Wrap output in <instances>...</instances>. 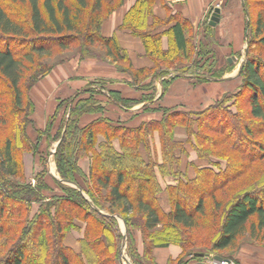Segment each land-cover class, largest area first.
<instances>
[{"label": "trees", "instance_id": "trees-1", "mask_svg": "<svg viewBox=\"0 0 264 264\" xmlns=\"http://www.w3.org/2000/svg\"><path fill=\"white\" fill-rule=\"evenodd\" d=\"M11 1L20 2L26 10L0 0V264H120V242L125 235L126 251L134 264H158L152 254L154 248L170 243L178 244L182 251L165 264H187L207 253L227 258L223 251L236 250L239 236L247 229L251 237H264V167L260 166L264 163V56L252 53L253 47L264 51V0H244L249 22L247 52L236 90L200 110L158 106L163 112L161 118L136 126L105 116L81 125L83 114L102 111L103 107L95 91L84 96L81 94L86 90H80L58 101L44 129L34 127L29 91L65 60L49 62L44 57L76 45L82 58L92 55L114 63L132 76L137 87L148 91L142 97L147 109L146 105L154 102L159 76L171 67L189 74L179 66L183 62L187 67L196 66L192 57L194 25L176 13L161 20L153 13L155 0H135L121 27L140 37L145 53L154 62L151 68H135L116 36L101 32L103 21L124 0ZM103 3H113L105 14ZM170 21L174 23L166 31L155 32L156 27ZM203 27L211 35V25L206 22ZM164 33L168 36L166 48L162 46ZM95 44L100 49L95 50ZM203 50L202 54L209 52ZM207 66L201 73L189 75L198 80H208L206 76L220 79L230 68ZM142 75L150 79L145 85L138 83L144 79ZM168 82L162 78L159 98ZM110 97L125 108L141 100L121 98L115 91ZM230 98H234V111L225 107ZM178 126L185 128L186 142L199 157H221L226 160L225 167L219 171L197 167L194 177L181 175L173 166L179 161L175 151L184 148V143L174 138ZM155 131L163 157L159 170L177 178L175 184L166 187L168 209L160 202L162 187L156 162L151 155L145 159L140 153L141 146L149 149V136ZM99 134L103 135L100 141ZM43 135L48 141L61 137L53 152L59 178L48 176L46 153L39 151ZM242 139L246 145L241 144ZM25 152H33L42 160L35 184L25 175ZM82 154L90 156L88 174L78 164ZM251 172H255L253 177H249ZM47 189L53 194L46 201ZM34 201L39 207L31 215ZM118 217L125 222L126 234L120 230ZM74 218L86 223L79 251L63 241L76 227ZM137 230L143 241L141 254ZM234 263L241 264L237 260Z\"/></svg>", "mask_w": 264, "mask_h": 264}, {"label": "crops", "instance_id": "crops-1", "mask_svg": "<svg viewBox=\"0 0 264 264\" xmlns=\"http://www.w3.org/2000/svg\"><path fill=\"white\" fill-rule=\"evenodd\" d=\"M134 2L135 0H124L103 21L101 32L104 36H116L121 47L127 51L135 68H151L154 66V62L145 53V48L140 37L133 35L130 29L121 27L124 15ZM217 7L219 8V19L212 25L209 23L210 17ZM153 13L161 20H164L169 14L176 13L188 19L194 25V32L197 31L198 27L208 22L212 27L211 35L207 36L206 33L205 35L203 33L199 35V38L200 40L209 38L207 39L211 43L209 47L217 55L218 64H223L225 61L229 62L230 71L222 76L228 78L198 80L189 74H177L175 77L168 78V85L161 98H159L161 91L158 92V88L160 86L163 87L160 85L162 79L159 82L157 80V93L154 96L155 98H153L154 102L148 103L146 105L148 108L145 109L144 104L147 101L142 100L141 97L148 91L137 87L128 73L119 71L113 63L106 60H99L95 57H85L82 59L76 56L66 60L64 63L55 65L48 74L42 76L30 89L29 96L34 105L32 112L34 127L44 129L50 115L54 113L58 101L62 98L70 97L80 90H86L81 94L84 96L89 94L90 90L95 91L94 95L100 100L103 107L102 111L83 114L80 118L81 125H85L99 116H105L109 119L126 121L130 126H136L144 121L161 118L163 112L157 108L158 106L167 108L175 107L186 111L200 110L222 97L225 93L236 90L240 84L237 71L242 61L238 60V54H242L241 52L244 48L243 41L244 39L246 40L245 35L247 30V17L242 0H155ZM151 21L152 18L150 17L149 22ZM173 23V21L164 23L156 27L155 32H164ZM210 43L204 42V44ZM162 46L164 48L168 46V36L166 33L162 35ZM92 82H101L103 86H93L91 85ZM98 90L99 92H96ZM112 91L117 92L124 99L141 100L125 108L110 97V92ZM51 130L52 135L55 130V124ZM30 131L36 137L34 129L31 128ZM174 138L184 143L183 149H177L175 151L179 157V161L173 165L175 169H179L181 175L184 174L192 178L195 175V169L197 167L209 166L206 164L207 160L199 157L192 145L186 142L187 133L184 127L178 126L175 128ZM102 139L103 135L99 134L97 140L100 141ZM56 142L53 139L48 141L47 135H43L40 138L39 151L46 153L45 167L48 176L59 178L54 155L51 154V150L55 147ZM114 146L116 149H119L117 141H114ZM140 153L145 159H149V155H151L153 161L156 162L154 166L155 172L157 180L162 187L159 198L166 209L170 208L166 187L175 184L177 178L172 174H162L159 170L158 165L162 163L163 157L157 131L149 136V149L146 150L141 146ZM83 158L85 159L86 156H81L78 159V164L82 171L88 174L90 158L86 167L82 164L83 160L81 159ZM23 162L25 175L28 180L29 178H34L36 173L43 167L42 160L33 152H25L23 154ZM29 167L33 169L32 172L29 169L30 173L27 174V168ZM38 207V203L34 202L32 204L31 215L37 212ZM120 219L121 217H118L119 221ZM85 225L83 223L80 232L76 230L69 231L64 237V244L75 251H79L80 239L84 234ZM122 227L124 230V226ZM122 227H120L121 230ZM136 244L141 254L143 251V241L139 230L136 232ZM245 248L248 247L240 248L238 258L236 257V259L242 264H249L241 257ZM181 251L182 249L178 244L170 243L167 246L155 247L152 254L158 264H165L169 259L176 258ZM120 255L123 254L121 253ZM214 255L208 253L203 255L199 261L190 259L187 264H216ZM262 255L263 253L259 257H262Z\"/></svg>", "mask_w": 264, "mask_h": 264}, {"label": "rangeland", "instance_id": "rangeland-1", "mask_svg": "<svg viewBox=\"0 0 264 264\" xmlns=\"http://www.w3.org/2000/svg\"><path fill=\"white\" fill-rule=\"evenodd\" d=\"M4 2L5 3H9V4L10 3H16V5H19L22 8L21 10H23V12H25V10H26V8H23L22 5L19 4L20 2H18V1H15L14 2V1H11V0H4ZM103 4H104V6H103V9H102V14H105V12L109 9V6H111L113 3H103ZM254 7L257 8V3L254 5ZM203 33H204V35L206 33V31L204 30L203 25H201L200 27H198L196 32H193V36H194V38H193V46H194V49H193L192 57H195L194 59L196 61V64H195L196 66H189V67H187V62H183L182 65L180 64L179 66L186 68L189 71L188 72L189 74H192L194 72L201 73L202 72L201 69L203 67H208L207 65H209V64H212L213 66L216 65V66L222 67V68H224V66H225V68H226V66L230 67L228 61H225L223 64H218L217 63V55H215L214 50H211L212 48L209 47V45H211V43L207 40L209 38L207 37V39H205V40H202V39L200 40V38H199V35L200 34H203ZM206 35L209 36L210 33H209V35L208 34H206ZM204 42L205 43H210V44H204ZM243 44H244V46H243L244 48H243V50L241 52L242 54H238V58H239L238 60H242V58H245L246 57L245 55H246V52H247V41L245 39L243 41ZM98 47L100 49V46L98 44H95L93 48L95 50H98ZM76 48H77L76 45H72L67 50H62V51H59L58 50L55 53H53L52 55H50L48 57H44V58L47 59L49 62H52V61L54 62L56 60H60L62 58H65L64 61L59 62V63L56 64V65H58V64L64 63L66 60L71 59V58H74L76 56L80 57V54L78 53V51H77ZM203 49H205V50H207L209 52H206V53H203L202 54V52H205ZM200 51H201V53H200ZM252 53H254V55L260 54V55H263L264 56V51L263 50H260L259 47H256V48L253 47ZM86 57H93V56L92 55L91 56L88 55ZM80 58H82V57H80ZM190 64H191V61H190ZM123 66L126 67L125 64ZM117 69L120 71L119 68H117ZM179 69H181V68H179V67H171L168 73H166V74H164L162 76H159V78L157 79L158 82L162 78H170L172 76H176L175 74H181L180 72H178ZM229 71H230V68L229 69L226 68L222 75H224L226 72H229ZM121 72H124V71H121ZM171 72L174 73V75H170ZM142 76L144 77V79L141 80V81H139L138 83L140 85H145L146 82L149 81L150 79L149 78H146L145 75H142ZM194 79H196V78H194ZM157 80H156V82H157ZM132 81H133V79H132ZM95 82L94 83L92 82L91 85H93V86H95V85L100 86L101 85V82L100 83H98V82L95 83ZM133 83H134V81H133ZM160 85H162L161 82H160ZM158 89H159L158 92H160L161 90L163 91V87H161V86ZM154 91H155L154 94H156L157 93V87L155 88ZM142 97H141V99H142ZM144 97H145V95H144ZM153 98H155V97H153ZM233 101H234V98H230L229 102L227 104H225V107L227 106L232 111H234L236 109L235 104L234 105L232 104ZM262 138H264V136ZM240 142H241L242 145H246L247 144L246 140H244V139H242ZM82 156L83 157L86 156L85 159L84 158L81 159V160H83V163H82L83 166L86 167L87 162L89 161V158H90L89 157V154H82ZM205 159L207 160L206 161V164L209 165V166H204V167H212V169L215 170V171H219L220 169L224 168L225 165H226V160L223 159V158H221V157H217V156H213L212 155V156H210L208 158H205ZM260 166L264 167V163L262 165L260 164ZM27 167H28V165H27ZM29 169L32 172V169L33 168L32 167L31 168L30 167L27 168V174L30 173L29 172ZM254 174H255V172H251L250 175H249V177L251 175L253 177ZM29 181L32 184H35L36 178L35 177L34 178H29ZM68 184H70V183H68ZM70 185H72V184H70ZM44 193H46L48 195V199H49V197H52V194H53L52 191H50L49 189L45 190ZM224 197H226V196H224ZM46 199H47V197H45V200ZM34 202L39 204L38 201H34ZM206 219H207V217H206ZM73 220H74V222L76 224V227L71 228L70 231L71 230H76L77 232L78 231L80 232V230L82 229V225L85 222L83 220L79 219V218H74ZM209 220H211V218H209ZM118 223H119V227H122L123 226L121 219H120V221ZM120 230H121V228H120ZM121 232L124 234L123 227H122ZM123 241H124V244H125L124 246H122ZM238 241H239V247L237 246L238 248L236 250H234L235 249L234 248V249H231V250H227V251L224 250L223 251V254L225 253V255L227 256V258H225V259L229 260L231 262V264H233V262H235V260H237L236 257L238 258V251L240 250V248H242V247L243 248L244 247H248V248H245V250H243L242 255H241V257L246 261V263H249V264H264V256H263L264 255V237L263 236L258 237V238L251 237V235H249V230L247 229V231H245L242 235L239 236ZM121 253L123 255H120V257H119V263L120 264H134L131 261L129 255H128L127 251H126V237L123 238V240L120 242V253L119 254H121ZM262 253H263L262 257H259L260 254H262ZM209 254H213V253H209ZM195 261H199V260H196L195 259Z\"/></svg>", "mask_w": 264, "mask_h": 264}, {"label": "water", "instance_id": "water-1", "mask_svg": "<svg viewBox=\"0 0 264 264\" xmlns=\"http://www.w3.org/2000/svg\"><path fill=\"white\" fill-rule=\"evenodd\" d=\"M242 3H243V5H244V9H245V11H246V13H247V9H246V6H245V2H244V0H242ZM218 19H219V8L217 7V8H215L214 11L212 12V15H211V17H210V21H209V23L212 24V25H214V24L218 21ZM248 23H249V22H248V19H247V26H248ZM245 60H246L245 58L242 59V61H241V63H240V66H239V68H238L237 74H239L240 69H241V67L243 66ZM229 61H230V59H229ZM170 75H174V73L171 72ZM175 75H177V74H175ZM206 78H208V79H214V80L218 79L217 77H212V76H210V77H207V76H206ZM222 78H228V77H221L220 79H222ZM160 82H161V81H160ZM161 91H162V90H161ZM60 139H61V137L57 140L55 147L51 150V154H53V152L55 151V148H56V146L58 145ZM63 181H65V182H67V183H70V184L76 186V184H75L74 182H71V181H68V180H63ZM121 219H122V218H121ZM122 221H123V226H124V234H126V226H125V222H124V220H122ZM125 237H126V235L124 236V238H125ZM124 245H125V244H124V241H123L122 246H124ZM214 259H215L217 262H221V261H223V260H227V259H225V258H223L222 256L217 255V254L214 255Z\"/></svg>", "mask_w": 264, "mask_h": 264}, {"label": "built area", "instance_id": "built-area-1", "mask_svg": "<svg viewBox=\"0 0 264 264\" xmlns=\"http://www.w3.org/2000/svg\"><path fill=\"white\" fill-rule=\"evenodd\" d=\"M216 264H231V262L229 260H223L221 262L216 261Z\"/></svg>", "mask_w": 264, "mask_h": 264}]
</instances>
